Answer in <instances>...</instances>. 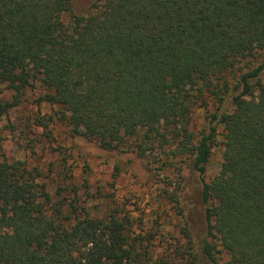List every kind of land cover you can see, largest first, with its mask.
Listing matches in <instances>:
<instances>
[{"label": "trees", "instance_id": "trees-1", "mask_svg": "<svg viewBox=\"0 0 264 264\" xmlns=\"http://www.w3.org/2000/svg\"><path fill=\"white\" fill-rule=\"evenodd\" d=\"M35 87L72 136L149 172L186 165L194 185L172 200L201 220L161 242L125 206H91L77 161L51 188L11 160L0 126V264H264V0H0V118Z\"/></svg>", "mask_w": 264, "mask_h": 264}, {"label": "rangeland", "instance_id": "rangeland-1", "mask_svg": "<svg viewBox=\"0 0 264 264\" xmlns=\"http://www.w3.org/2000/svg\"><path fill=\"white\" fill-rule=\"evenodd\" d=\"M91 1L74 0L76 12H83ZM41 93L38 87L28 89L22 103L0 118L4 151L11 160H25L30 168L42 169V178L51 188L77 161L75 180L78 178L77 183L85 196L91 194V206H97L103 212L110 207L125 206L131 214L143 219L141 227L155 231L157 240L165 243L166 240L174 242L176 237L184 238V229L189 224L191 231L198 232L196 225L201 220L200 216L191 209L190 218L184 217L172 200L183 186L186 193L192 190L196 175L186 165L183 170L177 164L167 170L149 172L145 161L134 152L108 151L94 141L72 136L69 128L59 120V115L55 114L57 107L46 102L38 104ZM6 96L11 97V92ZM206 113L205 107L195 111L194 130L205 126ZM51 115L53 120L49 119ZM39 117L47 120L48 128L39 125ZM61 157L68 159L65 167ZM222 158L220 146L215 147L208 164L207 179L219 172ZM161 193L166 196L159 219L161 225L153 227V219L157 218L153 207Z\"/></svg>", "mask_w": 264, "mask_h": 264}]
</instances>
